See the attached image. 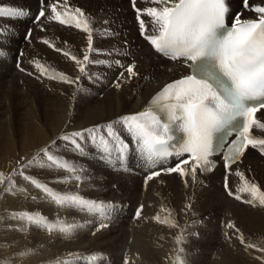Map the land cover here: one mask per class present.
<instances>
[{"label": "bare ground", "instance_id": "1", "mask_svg": "<svg viewBox=\"0 0 264 264\" xmlns=\"http://www.w3.org/2000/svg\"><path fill=\"white\" fill-rule=\"evenodd\" d=\"M45 2H56V0H45ZM67 3L72 8H81L89 17L94 29V47L113 53L112 56L93 53L92 59L112 61L120 59L125 65L135 61L139 75L124 83L120 88H116L113 81L120 69L114 64L111 66L94 64L87 68L91 78L82 77L78 85H68L46 77L38 79V73L31 63L34 60H39L50 70L65 72L73 77L79 74L73 61L62 53L56 52L49 45H45L42 42L43 39H48L56 47L82 57L87 44L86 33L43 18V30H41V26L34 23L37 13H30L20 18L4 19L5 21L0 23L1 28L5 29L3 35H0V49L5 53L4 56H0V95H2L0 98L4 102L0 104L2 108L0 110L10 104L3 97L8 93H5L4 86L9 85L15 88V95H23L21 99L17 96L20 101L17 106L24 107L25 110L20 112L23 122L21 125L18 123L20 125L18 128L13 125V120L19 119V114L15 113L16 107L9 108L6 112L9 115L7 114L4 120L0 119V166L4 171L1 172L5 175L12 173V161L10 160L13 157L16 160L18 156V161H21V158L36 157L37 160L44 161L46 164V158L42 154L37 157V153L45 146H49L59 134L96 124H106L120 116L143 111L148 99L161 86L186 74V67L183 63L164 59L154 52L149 42L141 36L131 0H67ZM249 3L250 5H264V0H249ZM0 6H15L26 10L36 8L37 12L40 7L38 0H0ZM150 6L153 5L149 0H137L136 2L138 8ZM234 8L241 11L242 19L256 18L255 13L240 7L239 0L234 4ZM143 18L147 24L148 17ZM105 21L107 23H104ZM50 23H53L52 26L46 28ZM30 28H32L31 39L26 40L25 37ZM105 29L113 35H101ZM148 31L151 32L150 25ZM17 62L25 71H20L15 67ZM4 71H7L6 75H3ZM28 73H34V75ZM78 87L83 90L77 91ZM74 93L75 98L73 99ZM259 119L264 121V110L259 114ZM255 130V136L264 137V131ZM83 143L86 149L84 155L74 152L70 147L66 148L62 141H58L57 145L51 149L54 154L66 157L79 169H83L80 173L82 182L78 186L74 180L68 183L58 182L69 173L54 167L41 168L37 163L26 172L42 182L49 183V186L57 191L79 192L86 198L115 203L118 208L111 219L115 222L114 226L102 229L93 235L98 224L97 217L75 209L59 208L49 200L42 198L43 194L40 190L35 189L21 177L15 176L16 187L13 188V193L3 192V186H0V212L10 207L16 209L13 210L14 212L38 211L49 220L59 217L68 222L84 223L85 227L71 236H66L59 232L49 233L36 226H26L25 222L18 219L17 222H8L11 217L8 218L9 215L0 213V226L5 224L0 227V253L2 252L7 257L4 264L28 262V258L24 259V262L21 261L29 252L31 245L43 248V251L51 247L50 254L53 255L63 253L84 255L85 253L91 254V252H103L110 248L117 251L121 249L125 255H128L129 264H173L176 255H180L185 264H202L203 262L199 263L197 260L186 259V255L194 256L195 252L198 254V249L208 253L213 250L214 264H261V261L256 258L260 253L254 249H246L232 235L231 230L225 229L224 224L227 221L234 222L247 241L264 245V206L258 203L247 204L228 196L224 190L225 169L219 167L212 174L197 172L196 181L193 182L189 177L187 186H185L184 178L175 173L162 174L145 186L144 179L149 169L145 170L139 159H133L132 163L126 161L119 163V160L114 158L113 163L110 164L103 158L104 154L90 141ZM28 154L31 156L28 157ZM15 166H13L14 169L19 167V165ZM237 168L244 172L249 180L258 183L264 189V155L258 150L249 149L242 160L228 173L229 187L233 191L241 184L240 178L235 174ZM21 189L26 191H21ZM243 195L245 199L248 198L247 194ZM33 196L37 199H32ZM151 196H159L161 204L170 209L173 207L172 215L174 213L180 220L192 219L196 214L209 216L213 227L212 232L209 231V235L197 240L187 239L188 243L186 239H183L181 244H177L175 237L183 235L185 230L161 225L151 219L153 215L150 217L145 212L142 213L143 218H134L135 209L141 203L146 209V202L148 200L151 202L153 198ZM136 197H139L138 201L132 203ZM129 201L133 204L130 209L128 208ZM187 204H191V208L186 209ZM151 207L150 209L154 210ZM155 207L158 206L155 205ZM147 209L150 212V209ZM14 212H10V215L12 216ZM187 214L193 215L187 218ZM88 221L91 223H87ZM226 231L231 238L225 236ZM196 233L195 228L191 236L194 237ZM205 237L208 239L205 240ZM180 248L183 249L182 252L179 251ZM187 249L191 253L185 254ZM10 250L16 251L13 253L15 257L8 254ZM34 256H36L35 252ZM35 259V261L31 259L30 263L53 264L50 259L47 261ZM119 259L123 258L118 257ZM103 261L104 259L99 261V264ZM121 261L124 264V259Z\"/></svg>", "mask_w": 264, "mask_h": 264}, {"label": "snow or ice", "instance_id": "2", "mask_svg": "<svg viewBox=\"0 0 264 264\" xmlns=\"http://www.w3.org/2000/svg\"><path fill=\"white\" fill-rule=\"evenodd\" d=\"M39 9L34 17V23L42 26V18L56 21L61 25L71 26L86 33L87 44L82 57L71 54L56 47L48 39H43L45 45L62 53L74 62L78 75L75 77L50 70L39 60L31 61L37 78L46 77L59 80L68 85H78L82 77L91 78L87 72L90 65L114 64L120 70L113 81L116 88L138 77L135 61L123 64L120 59H92V54L112 56L94 47V29L87 14L81 8H72L67 0L48 2L38 0ZM137 0H131L136 13L141 36L149 42L155 52L173 61L183 60L186 74L164 85L156 93L145 110L126 114L106 124H96L79 130L64 131L59 134L49 146L37 153L46 158L44 161L33 158H21L19 167L5 175L0 172V186L5 193H13L16 187L15 176L40 190L45 198L59 208L75 209L98 218L95 232L107 228V221L112 219L118 205L112 202L96 201L86 198L79 192H60L42 182L26 170L39 163L40 167L56 168L69 173L58 182H82L79 169L74 162L66 157L54 154L51 149L58 141L66 148L84 155V143L90 141L103 154L110 164L113 159L121 163L130 149V142L122 136L119 128L126 131L132 141L136 142L139 151L149 164L144 184L160 177L162 174H179L187 186L188 178L196 181L197 172L209 173L216 167L213 156H222L223 167L226 170L224 188L228 196L242 200L247 204L258 203L264 206V189L249 180L238 168L235 174L241 184L233 191L229 187L228 173L237 165L249 148L258 150L264 155V137L254 135V130L264 131V121L257 118V113L264 110V5H250L249 0H239L240 7L255 13L256 18L242 19L241 11L234 8L237 0H149L153 5L145 8L136 7ZM50 10V12H49ZM30 14L29 10L15 6H0V18H20ZM144 16L148 17L146 24ZM104 23H107L105 21ZM149 25L151 32L148 31ZM5 29L0 28V35ZM32 29H28L26 39L30 40ZM101 35L111 36L105 29ZM5 53L0 49V56ZM22 55V53H21ZM17 68L25 71L19 63ZM34 75V73H28ZM77 88V91H82ZM75 93L73 94V99ZM161 114H163V119ZM119 126V128H118ZM181 134L176 141L175 133ZM235 135L234 139L228 138ZM115 154V157H114ZM186 156V158H184ZM177 158L172 166L164 167L170 158ZM157 165H161L157 168ZM21 191H26L21 189ZM243 194H247V199ZM32 199H37L33 196ZM186 209L191 204L185 205ZM145 209L140 204L135 209L134 218L141 219ZM163 214V215H162ZM12 218L25 222L26 226H36L49 233L59 232L71 236L77 230L85 227L84 223L68 222L57 218L49 220L38 211L21 210L12 213ZM152 220L178 228L179 225L172 215V209L160 205L159 211L151 217ZM87 223H91L88 221ZM231 230L246 249H254L260 253L256 258L264 264V245L249 242L240 229L232 221L224 224ZM225 236L231 238L226 231ZM184 237L177 235L176 243L181 244ZM183 251L182 248L179 249ZM74 260H56V264H99L104 259L103 253H91L84 256L69 253ZM124 264H129L125 256ZM173 264H185L180 255H176Z\"/></svg>", "mask_w": 264, "mask_h": 264}, {"label": "rangeland", "instance_id": "3", "mask_svg": "<svg viewBox=\"0 0 264 264\" xmlns=\"http://www.w3.org/2000/svg\"><path fill=\"white\" fill-rule=\"evenodd\" d=\"M6 2V1H5ZM9 2V1H8ZM7 4V3H6ZM32 13L33 14H36L37 13V9L36 8H34L33 10H32ZM51 24H53V23H50L48 26H46V28H48V27H51L52 25ZM28 32V31H27ZM21 33H23V32H21ZM26 40H28V39H26ZM29 43V42H28ZM126 44V43H125ZM157 61V60H156ZM6 73H7V71H4L3 72V75L5 74L6 75ZM15 86V85H14ZM4 90H5V93L6 92H8V93H3V94H5V96L3 95V97H4V99L5 100H8L7 102H10V104L9 105H7V106H5V107H3V108H5V109H3V110H0V119H5L6 118V116H8L7 114H6V112H7V110L9 109V108H12V107H16L15 108V110H13V111H15V113H18L19 114V119H17V120H13L14 121V123H13V125H15L14 127L15 128H18L20 125H21V122H23V119L21 118V113L20 112H22L24 109V107H21V106H17L18 104L17 103H19L20 101L17 99V96L20 98V97H22L23 95L21 94V95H15V88L13 87V86H11V85H9V86H4V88H3ZM2 94V93H1ZM0 96H2V95H0ZM24 96H26V95H24ZM21 99V98H20ZM27 100H30L31 101V99L30 98H27ZM1 103H4L3 102V100L0 98V104ZM0 107H1V105H0ZM18 107V108H17ZM0 109H2V108H0ZM37 109V111H39L38 110V107L36 108ZM25 111V110H24ZM5 112V113H4ZM41 112H44V111H41ZM25 113V112H24ZM4 114V115H3ZM22 119V120H21ZM2 121V120H1ZM17 122V123H16ZM17 125H16V124ZM18 123L20 124V125H18ZM31 154V153H30ZM30 154H28L27 156L29 157V156H31ZM15 157H13L12 158V160H10V162H11V169H14V167H16L15 165H18V163H17V161H18V156H16V160L14 159ZM15 162H16V164H15ZM13 164H15V165H13ZM14 166V167H13ZM1 171H3V168L0 166V172ZM4 172V171H3ZM123 180L124 181H127V180H125L124 178H123ZM129 183H132V181H128ZM113 187H115V186H113ZM171 193H173V192H171ZM174 194V193H173ZM151 197H153V198H151ZM150 198H151V202H149V200L148 199H150V198H148L147 200V202H149L148 204H147V202H146V207L147 208H149L150 209V207L151 208H154V210H152V209H150V212L148 211V209L146 210V209H144V211H143V213L145 212V213H147L150 217L152 216V215H155L156 214V212L159 210V209H157L158 207L160 208V204L162 203V202H160L159 201V196H151ZM137 198V199H136ZM133 201H132V203H135V202H137L138 201V199H139V197H136ZM156 198V199H155ZM158 198V199H157ZM127 200V199H126ZM125 200V201H126ZM136 200V201H135ZM154 202V204H153V202ZM156 201V202H155ZM130 201H129V204H128V208L130 209L131 207H133L132 204ZM151 206H150V205ZM153 205H154V207H153ZM155 205H157L158 207L156 208L155 207ZM164 205V204H163ZM149 206V207H148ZM165 206V205H164ZM11 207L10 208H7V209H5V210H2L0 213H2L3 215H9L8 216V218H10V220H8V222H12V221H14V222H17L18 220L17 219H13L12 218V216L10 215L11 213L10 212H14L13 210H16L15 208H12L11 210ZM172 209V211H173V207L171 208ZM153 211H155V212H153ZM4 212V213H3ZM189 215H193V214H187V218H188V216ZM202 216V217H201ZM216 216V215H215ZM173 217L175 218V220L177 221V223H178V225H179V227L178 228H180V230H185V231H183V237H184V239H186V242L188 243V241H187V239L190 241V240H192V238H194V240H197V239H200V238H202L203 236H206V235H209V231L210 232H212V230L211 229H213V227H212V225H211V219L209 218V216H205V215H202V214H196V216L195 215H193V217H192V219L190 218V219H187V220H180V218L179 217H177V215H175L174 213H173ZM207 218V219H206ZM4 219H5V216L3 217V221H4ZM205 219V220H204ZM202 220V221H201ZM197 222V224H196V222ZM201 221V222H200ZM114 224H115V222H113V220H110L109 222H108V227H110V226H114ZM205 224H207V225H205ZM3 225H5L4 223L3 224H1V226H3ZM0 226V227H1ZM187 226V227H186ZM205 226V227H204ZM186 227V228H185ZM189 228H191V230L189 229ZM195 228H196V230H197V233L194 235V237L193 236H191L192 234H194V231H195ZM208 230H207V229ZM194 229V230H193ZM188 230V231H187ZM190 230V231H189ZM202 230V231H201ZM122 233V232H121ZM189 233V234H188ZM1 234V233H0ZM199 235V236H198ZM206 238L208 239V237H205V240H206ZM48 241V240H47ZM183 242V241H182ZM31 247H33L32 245L29 247V252H27L26 253V258L24 257H22L23 258V260L21 261V262H24V259H27L28 260V262H27V264H32V263H30L31 262V259H33L34 261L36 260L35 258H37V260H40V259H42V260H44L47 256V258L44 260V261H47V259L49 260H51V263H53V264H56L55 262H56V260L57 259H59V258H61V260H64V259H67L70 255H67L66 253H63V254H61V255H63V256H61V255H53V254H50L51 252H52V249H51V247H48V249H46V251H45V249H44V251H43V248H37V246H34L35 248H37V249H35L34 247L33 248H31ZM42 249V250H41ZM51 251H50V250ZM11 250H12V248H11ZM10 250V252H8V254L9 255H14L13 253H16V251H11ZM36 250V251H35ZM190 250H193V249H191L190 248ZM50 251V252H49ZM212 251L213 250H211V252H206V251H203L202 249H198V254H197V252H195L193 255L194 256H190V255H186L187 257H186V259H193V261L194 260H197L199 263H204V264H214V262H215V260L213 259V257H215V255L212 253ZM31 252H33V253H31ZM34 252H35V255L36 256H34ZM36 252H38L37 254H36ZM116 252H120V253H116ZM128 252H130V251H128ZM205 252V253H204ZM10 253H12V254H10ZM44 253H46V255L44 254ZM48 253V254H47ZM92 253V252H91ZM93 253H97V252H93ZM98 253H103L104 254V261H103V263L102 264H122L123 263V261H121V260H123V259H119L118 260V257L119 258H124L125 256L127 257L128 255L126 254L125 255V253H123L122 251H121V249L119 250V251H117L116 249H109V250H103V252L102 251H100V252H98ZM123 253V254H122ZM189 253H191L190 251H188V249H187V252H185V254H189ZM33 254V255H32ZM38 254H40V255H38ZM43 254V255H42ZM76 254V253H75ZM90 254V253H89ZM129 254V253H128ZM206 254V255H205ZM213 254V255H212ZM23 255H24V253H23ZM27 255L29 256V257H27ZM81 256H84V255H87V253H85L84 255L83 254H80ZM115 255H118V256H115ZM0 264H4L5 262H6V259L5 258H7L6 257V255H4L2 252L0 253ZM66 256V257H65ZM3 257V258H2ZM14 257H15V255H14ZM17 257V256H16ZM42 257V258H41ZM45 257V258H44ZM49 257H55V258H53V259H51V258H49ZM207 258V257H209V259L207 258V260L205 259V258ZM18 259H21L20 257H17ZM64 258V259H63ZM210 258H211V260H210ZM75 258H74V256H70L69 258H68V260H74ZM202 259H204L206 262H204ZM202 260V261H201ZM55 261V262H54ZM20 262V263H21ZM26 262L24 263V264H26ZM202 263V264H203ZM75 264H81V261H75Z\"/></svg>", "mask_w": 264, "mask_h": 264}]
</instances>
